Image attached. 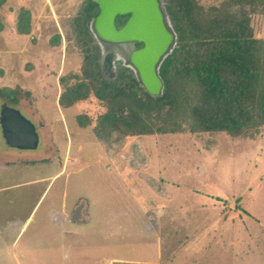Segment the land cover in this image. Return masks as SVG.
I'll return each mask as SVG.
<instances>
[{
    "label": "rangeland",
    "instance_id": "rangeland-1",
    "mask_svg": "<svg viewBox=\"0 0 264 264\" xmlns=\"http://www.w3.org/2000/svg\"><path fill=\"white\" fill-rule=\"evenodd\" d=\"M85 1L0 4V113L8 104L45 127L39 150L22 151L0 124V264H264V127L254 137L98 131L106 104L90 90L68 106L78 81L61 82L83 61L69 23ZM253 25L264 38V16ZM123 72L134 69L119 59L104 75ZM18 86V102L3 95Z\"/></svg>",
    "mask_w": 264,
    "mask_h": 264
},
{
    "label": "trees",
    "instance_id": "trees-1",
    "mask_svg": "<svg viewBox=\"0 0 264 264\" xmlns=\"http://www.w3.org/2000/svg\"><path fill=\"white\" fill-rule=\"evenodd\" d=\"M84 3L69 23L83 61L79 71H70L61 82L78 81L64 93L71 97L68 106L80 96L87 98L90 90L106 104L98 131L135 136L189 130L254 137L264 127V38L256 36L253 25L256 15L264 16V0H164L177 40L159 68L164 81L159 96L144 89L135 70L116 79L104 75L91 29L99 6L94 0ZM25 28L21 31L30 30ZM61 41L56 33L51 45ZM20 90L2 93L16 103Z\"/></svg>",
    "mask_w": 264,
    "mask_h": 264
},
{
    "label": "water",
    "instance_id": "water-1",
    "mask_svg": "<svg viewBox=\"0 0 264 264\" xmlns=\"http://www.w3.org/2000/svg\"><path fill=\"white\" fill-rule=\"evenodd\" d=\"M94 1L99 6V14L91 21V29L99 43L107 48L102 60L104 71L114 75L115 51L111 47H116L125 63L136 71L144 89L153 96L161 95L164 81L159 68L177 40L164 0ZM127 15L130 17L117 25V19ZM135 44L143 46L139 48ZM0 124L11 147L24 151L39 148L41 136L37 125L17 107L3 104Z\"/></svg>",
    "mask_w": 264,
    "mask_h": 264
},
{
    "label": "crops",
    "instance_id": "crops-1",
    "mask_svg": "<svg viewBox=\"0 0 264 264\" xmlns=\"http://www.w3.org/2000/svg\"><path fill=\"white\" fill-rule=\"evenodd\" d=\"M25 112V111H24ZM26 114H27V112H25ZM28 115V114H27ZM29 116V115H28ZM30 117V116H29ZM33 121H35V120H33ZM41 125V124H40ZM40 125H37V127H38V131H40L41 130V128H45L44 127V124H43V126L41 127ZM233 137V136H232ZM16 149V148H15ZM39 150V149H38ZM22 151H24V150H22ZM204 172V169L202 170V173ZM229 208L231 209V210H234V211H236V214H239V215H243L244 214V212H246V208L245 207H243V205L241 204V202H232L231 204H230V206H229ZM262 226H264V224H262ZM162 249H164L163 248V246H162ZM113 260V259H112ZM137 263H139V262H137V261H128V260H125L124 261V259H120V258H116V260L115 261H113L111 264H137ZM150 264H160V263H150Z\"/></svg>",
    "mask_w": 264,
    "mask_h": 264
},
{
    "label": "flooded vegetation",
    "instance_id": "flooded-vegetation-1",
    "mask_svg": "<svg viewBox=\"0 0 264 264\" xmlns=\"http://www.w3.org/2000/svg\"><path fill=\"white\" fill-rule=\"evenodd\" d=\"M99 14V13H98ZM97 16V15H96ZM130 17V15H127V16H124L123 17V22H119V20L121 19L120 17L117 19V25H122L128 18ZM98 41V40H97ZM98 43H99V41H98ZM100 44V43H99ZM101 45V44H100ZM143 46V44H135V47H142ZM101 47H102V49H103V55H102V58H101V63H102V60H103V57H104V55H105V53L107 52V48L106 47H104V46H102L101 45ZM111 49L113 50L114 49V51H115V57H114V60H113V67H114V70H115V63H116V60H119V59H123L124 60V58L123 57H121L120 56V54H119V51H118V49L116 48V47H111ZM124 62H125V60H124ZM102 65H103V63H102ZM103 69H104V67H103ZM1 108H2V106H1Z\"/></svg>",
    "mask_w": 264,
    "mask_h": 264
}]
</instances>
